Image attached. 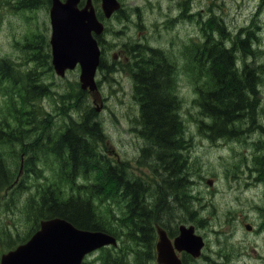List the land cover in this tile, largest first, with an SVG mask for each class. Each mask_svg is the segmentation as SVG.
<instances>
[{
  "label": "rangeland",
  "instance_id": "rangeland-1",
  "mask_svg": "<svg viewBox=\"0 0 264 264\" xmlns=\"http://www.w3.org/2000/svg\"><path fill=\"white\" fill-rule=\"evenodd\" d=\"M20 1L22 0H0V57H6L22 67L29 56L21 48L22 44L34 36L43 37L48 42L50 25L49 8L46 5L21 9L17 7ZM119 1L123 13L114 15L104 23L106 31L101 36L104 67L97 70L95 75L97 90L85 91L84 94L85 103L94 108L102 127L103 137L99 142L101 151L113 160L130 163L129 168L136 176H143L148 181L157 180V177L152 178V167L137 165L136 158H139L138 154L144 142L137 132L139 110L131 95V69L136 57H127L129 60L123 57L126 50L135 45L142 46L138 50L142 58L149 53L148 47L155 48L165 56V62L171 68L172 91L180 103L178 115L183 122L182 154L186 163L185 178L189 181V209L195 211V218L190 221L188 215L175 202L167 201V206L160 208L159 225L166 224L169 230L176 229L180 224H191L196 228L197 233L207 242V246L204 249V257L198 258L192 264H264L263 216L256 214L258 221L253 223L259 226L260 231L256 235H246L248 244L245 251L251 253L250 258L240 256L236 259L238 255H234L231 257L233 260H222L221 248L223 251L225 249L220 227V214L233 197L238 196L243 206L244 200H255L261 192L255 185H245L244 180L250 178L245 172L247 165L250 168L258 166L249 154L251 149L255 150L257 162L262 164L264 169V76L260 77L261 83L256 91L258 106L253 112V121L238 124L241 126L237 129L239 134L236 137L210 139L198 130L199 122L203 121L197 111V93L194 90L198 82L196 77L199 67L192 59L191 52L194 46L201 45L208 34L204 31V20L208 14L214 16L213 23L217 22L218 18L221 19L224 31L234 34L236 29L253 27V7L260 0ZM98 7L96 2V8ZM258 30L261 31V28ZM209 36L211 39L215 38L212 33ZM256 37H260L259 44L262 48L257 53L261 60L257 61L262 63L264 68V31L257 33ZM123 43L126 45L124 49ZM41 76L52 92V96L40 100L48 111L54 112L56 104L62 101L59 95L64 91H70L72 99L73 95L80 91L78 69L66 72L63 78L54 73L47 74L45 71H42ZM7 100L6 90L0 84L2 120L5 119L3 117L7 111ZM67 110V114L72 117L79 116L78 112L71 110L69 106ZM53 119L54 127H59L66 118L56 115ZM3 149L1 154L9 160L8 164L16 163L15 175L20 179L21 188H8L0 192V255L8 250L9 242L16 244L19 240L26 239L31 231L33 215L26 209V203L38 199L41 186L56 183L65 194L70 193L69 185L59 178L58 162L55 159L47 156V159L37 162L35 166L28 167L27 164H20V161L17 163V159H14L16 150L6 146ZM243 157L247 162H242ZM147 164L152 165L149 162ZM30 168L36 171L38 168L39 174H33ZM254 175L257 182L263 179L260 174ZM262 175L264 177V174ZM207 182H210L211 186H207ZM240 187H246L247 191L242 194ZM117 198L118 200L108 196L101 201L94 200L98 213L103 219L113 223L117 244L115 247L102 248L89 254L90 257L84 259L86 262L104 264L107 252H111L110 258H116L117 264H139L136 259L138 247L127 236L129 224L124 210L125 202ZM243 208L249 209V205ZM166 212L171 214L167 215ZM242 233L239 229L232 237L231 243L234 246L244 238L245 234ZM253 248L260 253V257H256ZM141 264L157 263L154 259H142Z\"/></svg>",
  "mask_w": 264,
  "mask_h": 264
},
{
  "label": "trees",
  "instance_id": "trees-1",
  "mask_svg": "<svg viewBox=\"0 0 264 264\" xmlns=\"http://www.w3.org/2000/svg\"><path fill=\"white\" fill-rule=\"evenodd\" d=\"M49 2L23 0L19 8L32 9ZM212 22L213 18L204 23V31L208 35L215 32L217 41L208 40L201 52L198 51V57L195 56L197 60L194 59L199 67L194 87L196 102L203 117L198 130L210 139L236 137L238 127L254 119L253 112L258 106L255 96L264 68L257 61L261 60L258 51L249 50V38H235L226 45L224 41L229 36L221 22H215L217 26ZM21 48L29 55L22 67L0 57V84L8 99L5 119L0 118V192L21 188L20 179L15 175L16 163L8 164L9 160L1 154L4 146L16 150L14 159L28 167L47 156L55 159L59 178L70 187V193L65 194L56 183H48L40 187L37 200L26 203V209L33 215V227L26 239L38 229L41 220L51 218L64 219L81 230L115 236L113 223L98 213L94 200L101 201L108 196L118 200L119 197L125 202L127 236L138 247L137 262L152 260L157 238L154 221L167 201L175 202L189 218H195V211L189 209V181L185 178L186 163L182 154L183 122L178 115L179 100L171 87V68L156 54L148 53L145 58L140 55L134 60L131 69V95L139 110L137 132L144 142L136 161L140 167H152V178L157 177L148 181L136 176L129 168L130 163L113 160L101 151L102 127L94 108L85 103V91L80 89L73 99L70 91H64L54 112L43 107L40 100L52 96L41 76L42 71L53 73L49 45L43 37L34 36ZM103 67L100 62L99 68ZM68 106L79 116L67 114ZM56 115L66 118L59 127H54ZM30 172L39 174L40 171L30 168ZM26 239L16 244L9 242L8 250ZM107 255L104 264H117L116 258H110L111 252Z\"/></svg>",
  "mask_w": 264,
  "mask_h": 264
},
{
  "label": "water",
  "instance_id": "water-1",
  "mask_svg": "<svg viewBox=\"0 0 264 264\" xmlns=\"http://www.w3.org/2000/svg\"><path fill=\"white\" fill-rule=\"evenodd\" d=\"M80 0H51L50 50L56 75L80 67L81 89H96L95 71L100 51L93 35L99 36L103 26L98 21L91 0L79 9ZM103 16L108 19L119 9L117 0H100ZM193 227H179V235L170 241L163 230L158 231L156 260L159 264H181L175 255L184 251L197 257L203 246ZM115 245V239L99 231L81 230L64 219L52 218L40 222L39 229L23 244L3 254L0 264H81L84 256L105 245Z\"/></svg>",
  "mask_w": 264,
  "mask_h": 264
},
{
  "label": "flooded vegetation",
  "instance_id": "flooded-vegetation-1",
  "mask_svg": "<svg viewBox=\"0 0 264 264\" xmlns=\"http://www.w3.org/2000/svg\"><path fill=\"white\" fill-rule=\"evenodd\" d=\"M254 9L257 12H261L262 15L264 16V0L258 1L257 5L254 6ZM247 167H248V169H246L245 172L248 174V176H250V178L245 179L244 184L254 186L257 184V177H256V175L253 174V171H255V168L254 167L250 168V166H248V165H247ZM249 179H250V181H249ZM236 198H237V196L233 197V200H236ZM257 200L259 201V203L257 205H253V204L249 205V210H250L249 212L246 211L243 213V209L241 206L238 212L230 211L228 215L224 216V219L222 220V233H223L222 245H223L225 250L222 251V260H229V261L233 260L231 257L234 255H238V257L236 259H238L240 256H246L247 258L248 257L250 258L251 253L249 251H245V248L240 249L237 247H230V244H231V238L235 235V233L238 232L239 229H242V232H244L242 234H245V235H252L253 233L256 234L257 226H252L248 222V220H249V218H252V216H253L252 211L258 213V215H259V212L262 215H264V198L257 199ZM237 207H238V205H237ZM245 241H247V240H244V238L241 239V242L244 243ZM225 253L227 255H225ZM181 257H182L183 261L187 258V256H185L184 254H181ZM244 258L245 257H241V259H244ZM242 263L247 264L246 262H242Z\"/></svg>",
  "mask_w": 264,
  "mask_h": 264
},
{
  "label": "bare ground",
  "instance_id": "bare-ground-1",
  "mask_svg": "<svg viewBox=\"0 0 264 264\" xmlns=\"http://www.w3.org/2000/svg\"><path fill=\"white\" fill-rule=\"evenodd\" d=\"M148 9V8H147ZM146 9V10H147ZM155 25V24H154ZM50 32V31H49ZM115 42V41H114ZM16 46V45H15ZM22 55H23V53H22ZM20 60V59H19ZM122 74V73H121ZM178 81V80H177ZM179 82V81H178ZM179 86V85H178ZM138 106V105H137ZM194 107V106H193ZM199 110V109H198ZM197 110V111H198ZM197 116H199V115H197ZM184 120V119H183ZM187 128V127H186ZM135 134V133H134ZM252 140V139H251ZM251 145V144H250ZM142 146V145H141ZM245 150V149H244ZM242 163V162H241ZM251 163V162H250ZM240 165V164H239ZM139 168V167H138ZM241 176V175H240ZM248 181V180H247ZM232 196V195H231ZM256 199V198H255ZM262 202V201H261ZM231 204V203H230ZM247 206V205H246ZM233 214V213H232ZM242 214V213H241ZM258 214V213H257ZM221 215V214H220ZM228 217V216H227ZM256 223V222H255ZM231 224V223H230ZM255 229V228H254ZM263 229V228H262ZM242 230V229H241ZM234 231V230H233ZM232 232V231H231ZM244 233V232H243ZM232 234V233H231ZM254 234V233H253ZM236 237V236H235ZM242 237V236H241ZM223 251V250H222ZM228 252V251H227ZM237 252V251H236ZM232 255V254H231Z\"/></svg>",
  "mask_w": 264,
  "mask_h": 264
}]
</instances>
